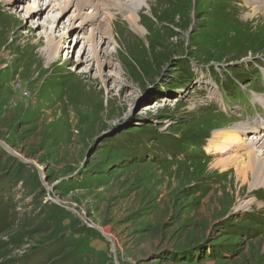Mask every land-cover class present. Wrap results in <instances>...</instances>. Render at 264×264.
I'll return each instance as SVG.
<instances>
[{
	"label": "rangeland",
	"instance_id": "374dc122",
	"mask_svg": "<svg viewBox=\"0 0 264 264\" xmlns=\"http://www.w3.org/2000/svg\"><path fill=\"white\" fill-rule=\"evenodd\" d=\"M48 1L0 0V141L16 154L0 145V264H115L103 233L119 264H264V188L206 146L264 119L255 5L138 2L141 34L132 2L100 5L104 37L98 20L80 28L91 5ZM220 246L228 258L206 257Z\"/></svg>",
	"mask_w": 264,
	"mask_h": 264
},
{
	"label": "bare ground",
	"instance_id": "6f19581e",
	"mask_svg": "<svg viewBox=\"0 0 264 264\" xmlns=\"http://www.w3.org/2000/svg\"><path fill=\"white\" fill-rule=\"evenodd\" d=\"M60 0H51L48 2H44V5H47L46 9L48 10L51 2H59ZM64 0L65 6H60L61 10L67 9L69 6V2L76 3V9L78 11H82L85 7L91 5L93 8V14L95 15L92 18H88L91 16L87 15V18H82L81 29H84L86 26H89L90 21L98 20L100 21V25L98 29L100 33L107 37L109 36V31L106 29L102 30V19H99V13L101 10L100 5L106 6L107 10H119L124 11L125 3L124 0ZM131 3V8L129 13L126 14V18L129 21L131 27L138 34L142 33L141 25L139 24L138 19V10L142 5L138 4V2H148L146 0H129ZM248 3H253L255 7H251L252 11L259 12L260 15L264 18V6L261 2L257 0H246ZM262 1V0H261ZM124 5V6H123ZM130 5V4H129ZM128 5V6H129ZM36 8H41L37 3L34 4ZM33 7V6H32ZM57 7L54 6V9ZM139 8V9H138ZM44 9V8H43ZM110 14H106L107 20L112 19L111 12ZM108 11H106L107 13ZM81 14V13H80ZM113 15V14H112ZM137 15V16H136ZM252 16V14H250ZM81 18L82 16H79ZM260 17V16H259ZM76 18V16H75ZM75 18L73 20L75 21ZM72 20V21H73ZM112 23V22H111ZM110 23V24H111ZM99 24V23H98ZM76 27V26H75ZM110 28V26H108ZM112 31V30H111ZM93 35V32L92 34ZM94 37V36H93ZM64 42V41H63ZM93 48L95 47V38L92 39ZM105 43V42H104ZM62 45H58V48ZM56 49H50V54H53V51ZM96 58V57H95ZM262 101V100H261ZM248 130H252L253 134L251 137L249 134L247 136ZM251 139V140H250ZM207 150L212 152L214 155H219V157L212 162V165L215 167H221V169H228L230 167H234L237 178L242 181V184H248L252 187H263L264 188V119L257 118L253 122H249V125L241 126V125H233V126H222L217 127L213 133V136L209 139V144L206 145ZM226 172V171H225ZM249 185V184H248ZM249 203V202H247ZM241 206V205H239ZM242 207V206H241Z\"/></svg>",
	"mask_w": 264,
	"mask_h": 264
},
{
	"label": "trees",
	"instance_id": "16d2710c",
	"mask_svg": "<svg viewBox=\"0 0 264 264\" xmlns=\"http://www.w3.org/2000/svg\"><path fill=\"white\" fill-rule=\"evenodd\" d=\"M189 70V73H191L192 75L194 74V71L191 68L188 69ZM224 118H227L225 115L223 116ZM189 138V141H195L198 139L197 136H195L194 134H190V135H185V138L179 140V141H176L175 144H176V147H175V151H176V154L177 155H181L183 153V150H184V141ZM187 141V142H189ZM173 159V158H172ZM171 159V160H172ZM171 160H168V159H165V158H162V161L161 162H169ZM258 220L259 222L263 223L264 224V216H263V213H261L258 217ZM226 227V226H225ZM229 228L228 226L226 227V229ZM23 243V242H22ZM22 243H19L18 246L16 245L15 247H22ZM204 249L206 250L205 251V254H206V257L207 256H210V257H217V258H220V259H225V258H228L230 255L226 252L229 250L228 247H224V246H220L217 250H214L212 248H209V247H204ZM4 250V249H3ZM234 252V251H232ZM7 253V252H6ZM8 254V253H7ZM170 254V257H168V255H166V257L164 258H172L173 260L175 261H182V258H187L186 261L192 257L194 254L192 253H185V252H181V253H169ZM5 253L4 252H1L0 253V258H2L3 256L5 257ZM235 255V253H234ZM7 256V255H6ZM3 257V258H4Z\"/></svg>",
	"mask_w": 264,
	"mask_h": 264
},
{
	"label": "water",
	"instance_id": "95a60500",
	"mask_svg": "<svg viewBox=\"0 0 264 264\" xmlns=\"http://www.w3.org/2000/svg\"><path fill=\"white\" fill-rule=\"evenodd\" d=\"M0 145L2 146V148L4 149V150H6V151H8V152H10V153H12V154H14L13 152H12V150L9 148V147H7L4 143H2L1 141H0ZM14 155H16V154H14ZM18 156V155H17ZM26 162H28V163H34L35 164V162H31V161H26ZM90 225H92V224H90ZM92 226H94V225H92ZM97 229H99L100 231H102L100 228H97ZM103 233V232H102ZM103 235L111 242V244H112V250H113V252H114V255H115V264H119V262H118V259H117V256H116V254H115V243L113 242V240H112V238L111 237H109L108 235H106L105 233H103Z\"/></svg>",
	"mask_w": 264,
	"mask_h": 264
}]
</instances>
